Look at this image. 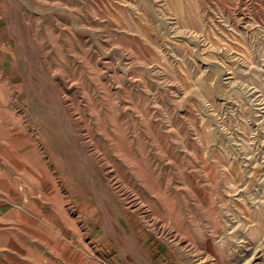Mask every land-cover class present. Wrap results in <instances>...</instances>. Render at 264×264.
Wrapping results in <instances>:
<instances>
[{
	"label": "rangeland",
	"instance_id": "1",
	"mask_svg": "<svg viewBox=\"0 0 264 264\" xmlns=\"http://www.w3.org/2000/svg\"><path fill=\"white\" fill-rule=\"evenodd\" d=\"M0 4V264H264V0Z\"/></svg>",
	"mask_w": 264,
	"mask_h": 264
},
{
	"label": "crops",
	"instance_id": "2",
	"mask_svg": "<svg viewBox=\"0 0 264 264\" xmlns=\"http://www.w3.org/2000/svg\"><path fill=\"white\" fill-rule=\"evenodd\" d=\"M3 9L1 8L0 4V80L4 79L6 81H12V79H8L6 76V52H7V47L9 42V36L7 33V23L5 18L3 17L2 14Z\"/></svg>",
	"mask_w": 264,
	"mask_h": 264
},
{
	"label": "bare ground",
	"instance_id": "3",
	"mask_svg": "<svg viewBox=\"0 0 264 264\" xmlns=\"http://www.w3.org/2000/svg\"><path fill=\"white\" fill-rule=\"evenodd\" d=\"M184 217V216H183ZM256 257V256H255ZM260 263V262H259Z\"/></svg>",
	"mask_w": 264,
	"mask_h": 264
}]
</instances>
